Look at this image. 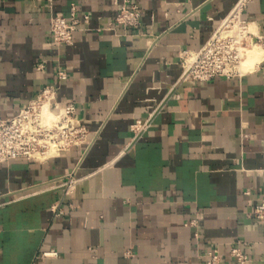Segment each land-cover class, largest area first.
<instances>
[{"label":"crops","instance_id":"0c3cea01","mask_svg":"<svg viewBox=\"0 0 264 264\" xmlns=\"http://www.w3.org/2000/svg\"><path fill=\"white\" fill-rule=\"evenodd\" d=\"M239 0H133L137 27L115 25L122 0H0V117L48 85L76 104L87 142L46 162L0 165V264H264V63L241 76L181 81ZM89 15L73 44L50 17ZM241 17L264 35V0ZM262 60V59H261ZM65 77L60 79L58 72ZM150 119L133 140L131 125ZM76 173V190L60 186Z\"/></svg>","mask_w":264,"mask_h":264},{"label":"built area","instance_id":"2783aa9c","mask_svg":"<svg viewBox=\"0 0 264 264\" xmlns=\"http://www.w3.org/2000/svg\"><path fill=\"white\" fill-rule=\"evenodd\" d=\"M246 3L247 0L237 2L199 51L181 52V81L204 82L217 77L241 76L245 73L241 65L246 52L255 45L261 49V62L264 63V35L257 33L250 22L241 17ZM140 17L141 12L133 0H122L115 19L105 23L102 28L111 30L115 25L125 29L134 28L139 25ZM89 21L90 16H80L77 5L72 3L68 17L58 12L52 13L50 38L56 45H71L75 32L85 28ZM58 77L64 78V72H58ZM56 93V86H45L35 98L22 106L16 116L0 117V165L17 158L46 162L87 142L88 130L76 118L75 102L69 100L61 104L56 101ZM150 125V119L135 120L131 125L133 140L142 138ZM78 183L75 172L68 174L60 184L65 196L72 194ZM253 216L264 224V200L255 206ZM230 257L239 264L248 260L239 243L230 248ZM202 258L204 264H224L219 248L207 250Z\"/></svg>","mask_w":264,"mask_h":264},{"label":"bare ground","instance_id":"6f19581e","mask_svg":"<svg viewBox=\"0 0 264 264\" xmlns=\"http://www.w3.org/2000/svg\"><path fill=\"white\" fill-rule=\"evenodd\" d=\"M229 27V26H228ZM255 47H258L257 45L253 46V48L249 51L246 52V56H245V59L243 60L242 62V65H241V69L243 72H248V71H251L255 68V66L261 62V52L256 50ZM248 57V58H247ZM248 59V60H247ZM246 60V61H245ZM248 64H251V70H249L250 68V65H249V68H248ZM247 66V68H246ZM254 66V67H253ZM253 67V68H252Z\"/></svg>","mask_w":264,"mask_h":264},{"label":"rangeland","instance_id":"374dc122","mask_svg":"<svg viewBox=\"0 0 264 264\" xmlns=\"http://www.w3.org/2000/svg\"><path fill=\"white\" fill-rule=\"evenodd\" d=\"M256 48V50H258V51H260L261 52V49L259 48V47H255ZM248 58V57H247ZM261 59H262V52H261ZM248 60V59H247ZM246 61V60H245ZM247 65H248V68H249V65H250V68H249V70H251V64H248L247 63ZM254 67V66H253ZM252 67V68H253ZM246 68H247V66H246Z\"/></svg>","mask_w":264,"mask_h":264}]
</instances>
